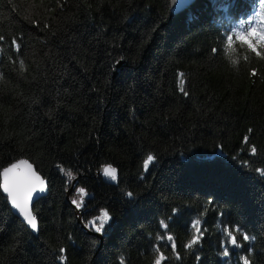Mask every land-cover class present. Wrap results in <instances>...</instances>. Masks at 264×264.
<instances>
[{
    "label": "trees",
    "instance_id": "obj_1",
    "mask_svg": "<svg viewBox=\"0 0 264 264\" xmlns=\"http://www.w3.org/2000/svg\"><path fill=\"white\" fill-rule=\"evenodd\" d=\"M263 2L0 0V264H264ZM21 158L38 232L2 189Z\"/></svg>",
    "mask_w": 264,
    "mask_h": 264
},
{
    "label": "snow or ice",
    "instance_id": "obj_2",
    "mask_svg": "<svg viewBox=\"0 0 264 264\" xmlns=\"http://www.w3.org/2000/svg\"><path fill=\"white\" fill-rule=\"evenodd\" d=\"M255 35V33H251L248 36L240 35L238 37L239 41L246 45L249 49L253 51L256 50V45L250 36ZM261 41H264V36L260 37ZM228 48L231 50L232 48V37L228 36ZM235 63V61H233ZM255 151V149H253ZM153 155H147L146 160L144 161L145 170L148 169L149 164L153 162ZM102 173L105 177L111 178L112 181L117 179V169L112 166H105L102 170ZM70 175V172L68 173ZM264 175V173H261ZM45 181L41 179L39 175H37L34 171H32V165L28 164L27 161L21 160L19 163L12 164L11 167L4 168L3 171V190L8 194L11 198V203L19 209L20 213L24 216V219L27 221L29 225L33 229H36L37 223L35 217H33L32 213L28 210V203L33 198L35 193H43L45 188ZM81 193L83 189L80 190ZM131 197L132 193L127 194ZM75 203V201H73ZM100 224L96 227V232H101L104 228L105 223L110 219L107 211L102 212L99 217ZM163 223V222H162ZM195 224H199V220L195 221ZM197 231L199 229L197 228ZM227 235L230 237V243L234 246H239L237 244L236 237L232 234V232H228ZM171 239V237H169ZM244 240H248L249 237L247 235L243 236ZM197 243V237L194 236L190 241L189 247L192 244ZM224 255H228L227 251H225ZM163 260V256H160L159 259L156 260V264H161ZM244 264H247V260L244 261Z\"/></svg>",
    "mask_w": 264,
    "mask_h": 264
},
{
    "label": "water",
    "instance_id": "obj_3",
    "mask_svg": "<svg viewBox=\"0 0 264 264\" xmlns=\"http://www.w3.org/2000/svg\"><path fill=\"white\" fill-rule=\"evenodd\" d=\"M195 0H171V10H172V14L173 15H176L178 14L179 12H181L182 10H184L185 8H187L189 5H191ZM21 160H25L28 162V164H31L32 165V171H34L37 175H39L41 177V179H43L45 181V185H44V192L43 193H35L33 195V198L29 201L28 203V210L32 213L33 217H35L36 219V223H37V227L36 229H33L31 227V225H29L27 223V221L24 219V216L20 213L19 209H17L12 203H11V198L8 196V194L6 192H3L8 196L9 198V202H10V205L13 209V211L28 225V227L33 230L34 232H38L39 229H40V226H39V221H38V218L36 217L34 211H33V205L34 203L39 200L41 197L45 196L47 193H48V190H49V185H48V179H45L39 172H37L35 166L30 162V160L26 159V158H21V159H18L14 162H12L11 164H9L7 167H11L12 164H15V163H19ZM5 167V168H7ZM4 171V169H3ZM3 171H2V181H3ZM2 189H3V183H2ZM78 212V219H79V222L82 224V226L87 229V226L86 224L83 222L82 220V212L80 210L77 211Z\"/></svg>",
    "mask_w": 264,
    "mask_h": 264
},
{
    "label": "rangeland",
    "instance_id": "obj_4",
    "mask_svg": "<svg viewBox=\"0 0 264 264\" xmlns=\"http://www.w3.org/2000/svg\"><path fill=\"white\" fill-rule=\"evenodd\" d=\"M264 3V2H263ZM260 9L262 10L263 9V7H260ZM263 11V10H262ZM262 20H264V14H263V12H262Z\"/></svg>",
    "mask_w": 264,
    "mask_h": 264
},
{
    "label": "bare ground",
    "instance_id": "obj_5",
    "mask_svg": "<svg viewBox=\"0 0 264 264\" xmlns=\"http://www.w3.org/2000/svg\"><path fill=\"white\" fill-rule=\"evenodd\" d=\"M16 214V213H15ZM17 215V214H16Z\"/></svg>",
    "mask_w": 264,
    "mask_h": 264
}]
</instances>
